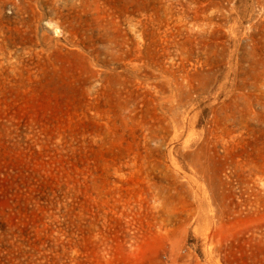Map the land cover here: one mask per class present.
Segmentation results:
<instances>
[{"label": "rangeland", "instance_id": "1", "mask_svg": "<svg viewBox=\"0 0 264 264\" xmlns=\"http://www.w3.org/2000/svg\"><path fill=\"white\" fill-rule=\"evenodd\" d=\"M130 8L0 0V264H264V0Z\"/></svg>", "mask_w": 264, "mask_h": 264}, {"label": "bare ground", "instance_id": "2", "mask_svg": "<svg viewBox=\"0 0 264 264\" xmlns=\"http://www.w3.org/2000/svg\"><path fill=\"white\" fill-rule=\"evenodd\" d=\"M124 1H125V4H126V9H125L126 10V17L128 18L130 16V13L132 12L131 11V8H130V0H124ZM107 14H109L111 16V14L109 12ZM112 22L114 23V20H112ZM104 23H106V26H107L108 23H110V22L109 21H105V22L100 21L97 24L96 28L97 29H103L104 28ZM54 32H55V34H58L59 33V30L57 28H55V31Z\"/></svg>", "mask_w": 264, "mask_h": 264}]
</instances>
